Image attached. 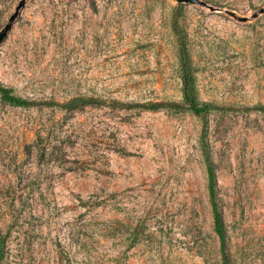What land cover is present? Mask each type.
<instances>
[{
  "label": "rangeland",
  "instance_id": "1",
  "mask_svg": "<svg viewBox=\"0 0 264 264\" xmlns=\"http://www.w3.org/2000/svg\"><path fill=\"white\" fill-rule=\"evenodd\" d=\"M200 1L24 0L0 44L29 102L0 97V264H223L205 154L228 264H264V0Z\"/></svg>",
  "mask_w": 264,
  "mask_h": 264
},
{
  "label": "trees",
  "instance_id": "2",
  "mask_svg": "<svg viewBox=\"0 0 264 264\" xmlns=\"http://www.w3.org/2000/svg\"><path fill=\"white\" fill-rule=\"evenodd\" d=\"M179 62H180V71H181V78H182V91L184 102L187 104L190 109L197 115L203 114L209 111L212 106L210 104H199L196 99L195 95V85L192 75V66L189 58V54L187 52L186 46L184 42L180 43L179 46ZM0 97L15 106L25 107L29 105V102L25 99L15 96L11 94V91L0 85ZM86 100L82 97H74L68 100L67 102L59 105L57 104L64 113H70L75 109L76 104H82ZM47 104V103H45ZM261 111L264 112V107L261 108ZM57 131H54V137L56 136ZM54 142V141H53ZM58 143L55 140L54 146ZM205 159L207 162V171H208V182H209V195H210V203L212 206L213 212V222H214V232L217 235L220 243V250L223 258V264H228V258L226 254V235L225 230L222 222V218L220 212L218 211L217 204H216V191H215V175L209 160L208 154H205ZM4 249H5V237L2 235L0 231V262L4 256Z\"/></svg>",
  "mask_w": 264,
  "mask_h": 264
},
{
  "label": "water",
  "instance_id": "3",
  "mask_svg": "<svg viewBox=\"0 0 264 264\" xmlns=\"http://www.w3.org/2000/svg\"><path fill=\"white\" fill-rule=\"evenodd\" d=\"M177 2L178 3H191V4H200V5H202V6H205V7H208V8H210L211 10H215L213 7H210V6H208L207 4H205L204 2H202V1H200V0H177ZM24 0H22L19 4H18V6L16 7V9H15V12L10 16V18H9V23L8 24H6L5 26H4V28L1 30V32H0V44H1V42L5 39V37L7 36V33H8V31L10 30V28H11V23L16 19V17H17V15H18V12H19V10H20V8L24 5ZM230 16H232V17H234V18H237L239 21H241V22H246V21H248V19L246 18V17H237L235 14H234V12H232V11H226ZM264 13V7L263 8H261L260 10H259V14H263ZM258 17V14L257 13H255V14H253L252 16H251V18H253V19H255V18H257Z\"/></svg>",
  "mask_w": 264,
  "mask_h": 264
}]
</instances>
